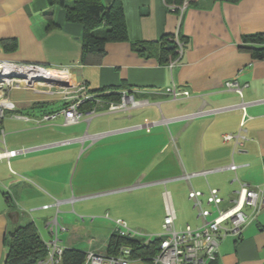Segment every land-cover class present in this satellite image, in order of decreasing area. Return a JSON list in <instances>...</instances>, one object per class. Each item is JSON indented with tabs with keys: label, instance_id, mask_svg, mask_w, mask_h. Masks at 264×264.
I'll return each mask as SVG.
<instances>
[{
	"label": "crops",
	"instance_id": "0c3cea01",
	"mask_svg": "<svg viewBox=\"0 0 264 264\" xmlns=\"http://www.w3.org/2000/svg\"><path fill=\"white\" fill-rule=\"evenodd\" d=\"M121 1L129 40L109 41L100 59L85 62L84 26L69 21L65 7L48 0H0V61L69 66L73 74V86L64 91L12 89L19 112L39 117L59 110L83 87L119 97L106 100L119 101L127 93L145 102L124 110L103 108L90 121L85 117L72 124H65L64 115L36 126L7 114L0 148L21 152L0 159V264L6 260L8 233L34 221L47 241V224L57 211L69 222L60 232L65 247L79 249L82 233L92 226L90 248L98 249L93 239L113 233L115 219L129 226L135 208L157 216L162 231L166 190L180 228L202 223L189 199L192 188L204 193V202L209 189L218 188L221 206L227 208L239 181L264 183V59L242 48L245 36L264 35V0H200L187 6L181 21L165 0ZM178 29L184 51L172 70L154 45ZM133 42H141L143 51L135 50ZM231 78L249 84L243 98L225 87ZM174 84L190 96L171 98L167 88ZM243 100L248 117L241 130ZM92 106L90 102L85 109ZM227 133L241 136L224 141ZM81 142L88 158H75ZM67 143L70 156L68 149L56 147ZM232 163L236 170L228 168ZM201 170L210 172L183 178ZM129 187L133 193L124 194ZM106 194L110 196L101 199L108 200L98 202L96 197ZM56 199L61 200L59 209ZM99 217L111 221L109 232L101 230ZM210 264H264V208L241 235L223 239Z\"/></svg>",
	"mask_w": 264,
	"mask_h": 264
},
{
	"label": "built area",
	"instance_id": "2783aa9c",
	"mask_svg": "<svg viewBox=\"0 0 264 264\" xmlns=\"http://www.w3.org/2000/svg\"><path fill=\"white\" fill-rule=\"evenodd\" d=\"M188 6L185 1L179 6L178 14L180 21ZM170 8L176 11L173 4ZM177 12V11H176ZM171 44L176 49L175 56H169L167 65L174 70L181 59L184 51V40L181 37L179 29L171 37ZM73 74L69 66H47L37 63H22L14 61H0V140L5 144V129L3 120L7 114L17 119H22L40 126L47 122L55 120L59 115H64L65 124L77 123L87 117V120L96 115L100 109L107 108L109 111L124 110L129 105H142L144 101H137L133 96L124 93L119 101L106 100L104 96L110 91L93 92L83 87L77 95H73L69 103L59 110L44 113L39 117L21 113L16 108L15 101L10 97V92L15 88H30L39 91L66 90L73 86ZM249 84L240 82L237 78L226 80L225 87L236 91L243 98V90ZM168 95L173 99H179L190 96L187 89L181 88L176 84L167 88ZM93 106L86 110L88 103ZM243 109V117L240 123V129L243 130L247 121V103L243 100L239 104ZM204 110L198 111V114ZM192 116V115H189ZM99 135H94L95 140ZM239 134L227 133L223 135L224 141L238 138ZM83 139V138H82ZM21 150L8 149L6 146L0 148V159L3 157H13L18 155ZM232 170L237 169V165L232 163L228 166ZM210 170H201L193 173H185L183 178L190 180L195 175H207ZM166 182L167 180H163ZM240 186L235 191L236 195L231 199V205L227 208L221 206L224 201L218 188L211 187L203 201L204 193L201 190L192 188L189 191V199L192 200L194 207L198 210V216L201 218V224L192 226L189 223L182 227H177V211L173 205L171 194L165 191L166 197V215L163 222V229L156 235H151L145 243L153 239H158V248L152 255L151 264H210L217 260L220 245L223 239L229 235L239 236L243 232L244 226L257 218L258 214L264 208V183L251 185L247 182L239 181ZM61 200L56 199L55 205L59 209ZM49 205H44L48 208ZM249 208V210H248ZM58 211L51 218L47 226L51 237L46 241L47 253L40 258L36 264H64L63 255L65 246L61 242L60 232L64 229L58 221ZM108 218H110L107 214ZM115 231L121 235L137 236L138 232L131 230L126 221L115 219ZM132 249L127 246H121L118 254H109L97 249L86 251L85 264H132L141 262L142 258L131 256Z\"/></svg>",
	"mask_w": 264,
	"mask_h": 264
},
{
	"label": "trees",
	"instance_id": "16d2710c",
	"mask_svg": "<svg viewBox=\"0 0 264 264\" xmlns=\"http://www.w3.org/2000/svg\"><path fill=\"white\" fill-rule=\"evenodd\" d=\"M52 6L65 7L67 19L81 23L84 26L82 61H97L105 52V44L109 41L129 40L124 7L121 0H48ZM185 1L189 4H198L200 0H165L175 8ZM236 2L238 0H228ZM176 11L178 12V9ZM173 35L164 36L159 44L154 45L156 51L162 55V61L167 62L169 56L176 55V49H169ZM182 39L184 36H182ZM135 50L143 51L141 42H133ZM252 56L264 59V35L261 33L249 34L244 38L242 45ZM109 99L119 98L115 93L106 94ZM99 242V245L97 244ZM5 243L7 255L4 264H36L47 253L46 241L42 238L34 221L18 225L6 235ZM93 246L97 250L118 254L121 246L132 249L131 256L151 260L158 248V239L145 243V239L138 236L121 235L114 231L108 236H98L93 239ZM86 252L75 247H65L64 264H85Z\"/></svg>",
	"mask_w": 264,
	"mask_h": 264
},
{
	"label": "rangeland",
	"instance_id": "374dc122",
	"mask_svg": "<svg viewBox=\"0 0 264 264\" xmlns=\"http://www.w3.org/2000/svg\"><path fill=\"white\" fill-rule=\"evenodd\" d=\"M52 121H54V120H52ZM70 144L71 143H67V144H63V145L59 144V145H56V147H58V148L62 147V148L68 149L71 146ZM90 144H92V142H90ZM86 149H87V147H86ZM86 149L84 148L83 142H81L79 152L77 153L75 158H88V156H87L88 153H85L87 151ZM70 150L71 149L67 150L69 156L71 154ZM84 150H85V152H84ZM92 154H94V153H92ZM76 166L77 165L75 164V169H76ZM140 183H142V182H140ZM151 187H153V186H151ZM131 188H133V187H131ZM131 188L129 187L127 190H124L125 192H123V193L124 194L133 193V191H132L133 189L131 190ZM141 188L142 187H139V188H136V189L134 188V189L137 190V189H141ZM116 193L119 194V192H116ZM108 196H110V195L106 194V195H102V196H97L96 198H100V199L101 198H108ZM133 199H134V195H133ZM105 200H108V199H101L98 202H102L101 204H103L105 202ZM99 206H100V204H99ZM153 206H154V208L155 207L157 208L158 204H154ZM152 207H149V209H151ZM62 211H63V209H62ZM62 215L63 214H61V218L58 217V221L60 222L61 226L63 227V226H65V223L68 224L69 222L63 221L62 220V217H63ZM131 216L132 217H131V219L129 221L132 222V223H130L129 228L131 230H134V231L138 232V234H139V235H137L138 237H141V238L147 240V239L150 238L151 235H156L157 233L161 232L160 231L161 227H159V225H160L159 218L157 216H155V215H153L152 217L145 216V212H144L143 208H142V211H140V209H136L135 208V210L131 212ZM99 221H101V223H102V229L101 228H99V229H101L102 231L105 230V231L109 232V230L111 229L110 228L111 227V225H110L111 221L106 219V218H101V217H99L97 219V222H99ZM85 223L86 224H90V221L86 220ZM114 227H115V224H114V226H112V228H114ZM92 229H93L92 226H90L88 229L86 228L84 230V232L82 233L80 239H79L80 242L78 244V247H79V249H81V250H83L85 252L91 249L90 248L91 247L90 246V242H89L90 241L89 240L90 235L88 233ZM94 229H96V228H94ZM90 234H91V232H90ZM97 244L99 245V242H97ZM132 264H138V263L133 262ZM140 264H151V263L149 261H145L144 260V262L140 263Z\"/></svg>",
	"mask_w": 264,
	"mask_h": 264
},
{
	"label": "water",
	"instance_id": "95a60500",
	"mask_svg": "<svg viewBox=\"0 0 264 264\" xmlns=\"http://www.w3.org/2000/svg\"><path fill=\"white\" fill-rule=\"evenodd\" d=\"M167 48L173 49L174 48V45L170 43V44L167 45Z\"/></svg>",
	"mask_w": 264,
	"mask_h": 264
}]
</instances>
